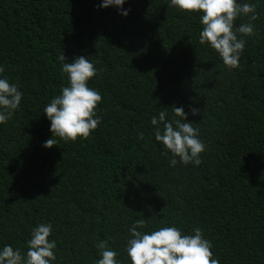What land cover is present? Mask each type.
Listing matches in <instances>:
<instances>
[{
	"label": "trees",
	"instance_id": "16d2710c",
	"mask_svg": "<svg viewBox=\"0 0 264 264\" xmlns=\"http://www.w3.org/2000/svg\"><path fill=\"white\" fill-rule=\"evenodd\" d=\"M237 2L259 18L256 35L237 34L245 50L229 70L199 43L202 13L170 0H125L126 16L102 0H0V78L23 93L0 124V249L26 255L32 229L51 223L52 264H96L101 240L131 264L129 229L145 219L149 233L200 227L219 264H264V0ZM62 52L94 64L88 86L102 95L101 123L74 142L52 137L43 113L69 83ZM174 105L200 129L199 166H170L155 140L151 118L172 120Z\"/></svg>",
	"mask_w": 264,
	"mask_h": 264
},
{
	"label": "clouds",
	"instance_id": "9594fccd",
	"mask_svg": "<svg viewBox=\"0 0 264 264\" xmlns=\"http://www.w3.org/2000/svg\"><path fill=\"white\" fill-rule=\"evenodd\" d=\"M124 3L125 0H102L99 7L116 6L126 16L128 11L122 9ZM169 6L182 12L202 13L200 23L203 29L199 34V43H207L214 49L229 70L240 67L246 41L238 38L237 34L256 35L252 23L259 18L255 4H241L237 0H170ZM241 16L248 17V23L234 27V22ZM57 59L69 83L61 88L60 94L52 98L43 110L51 121L52 137L73 142L78 137L87 139L102 120L96 112L102 95L88 86L89 80L97 76L98 70L84 56L65 62L66 57L62 52ZM4 71V67L0 66V73ZM22 97L23 93L17 85L10 84L7 77L0 78V124L12 118ZM172 108V120L166 119V111H160L158 117L151 118L155 140L164 146L165 155L168 152L172 154L170 166L178 162L199 166L202 163L201 153L206 149V144L200 138V129L194 128L192 122L187 121L183 106L174 105ZM191 112L196 115L199 110L192 108ZM143 137L144 133L140 132L138 138ZM54 145H58V140L49 138L43 146L51 148ZM147 226L145 219H137L129 229L126 253L131 264H219L211 250L212 242L205 238L200 227L185 234L175 225L160 227L150 233L143 231ZM52 231L51 223H39L32 229L31 238L26 242V255L20 249L5 245L0 249V264H52L56 260L54 249L57 247L56 241L49 239ZM96 247L101 257L96 264H121L117 259V251L109 248L107 240H101Z\"/></svg>",
	"mask_w": 264,
	"mask_h": 264
}]
</instances>
